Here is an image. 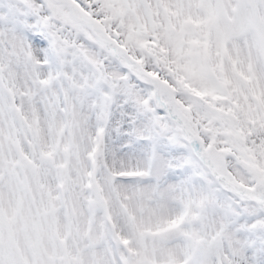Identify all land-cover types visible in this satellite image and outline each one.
I'll list each match as a JSON object with an SVG mask.
<instances>
[{"label": "snow or ice", "instance_id": "1", "mask_svg": "<svg viewBox=\"0 0 264 264\" xmlns=\"http://www.w3.org/2000/svg\"><path fill=\"white\" fill-rule=\"evenodd\" d=\"M0 264H264V0H0Z\"/></svg>", "mask_w": 264, "mask_h": 264}]
</instances>
